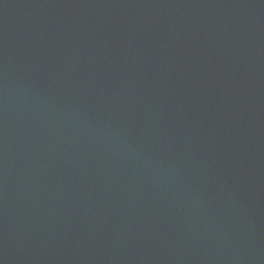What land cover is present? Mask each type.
I'll use <instances>...</instances> for the list:
<instances>
[{
  "label": "water",
  "instance_id": "1",
  "mask_svg": "<svg viewBox=\"0 0 264 264\" xmlns=\"http://www.w3.org/2000/svg\"><path fill=\"white\" fill-rule=\"evenodd\" d=\"M0 264H264V0H0Z\"/></svg>",
  "mask_w": 264,
  "mask_h": 264
}]
</instances>
